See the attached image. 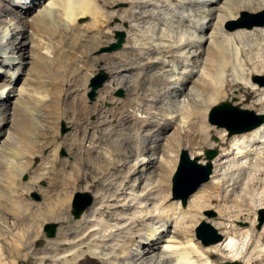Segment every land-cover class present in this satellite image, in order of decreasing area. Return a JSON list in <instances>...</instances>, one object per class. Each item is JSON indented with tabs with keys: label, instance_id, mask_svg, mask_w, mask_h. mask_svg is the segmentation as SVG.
<instances>
[{
	"label": "bare ground",
	"instance_id": "6f19581e",
	"mask_svg": "<svg viewBox=\"0 0 264 264\" xmlns=\"http://www.w3.org/2000/svg\"><path fill=\"white\" fill-rule=\"evenodd\" d=\"M97 1L0 0V264H17L23 256L34 255L43 264H209L207 254L224 251L227 261L242 259L234 237L212 245L210 252L190 250L192 240L182 243L178 231H171L178 212L157 203L167 201L169 175L178 160L173 153L183 146L209 145V135L220 133L206 123L209 105L232 97L236 89L244 95L239 104L252 103L264 113V85L261 79L251 81L264 75V25L225 29L242 11H263L264 0H106V25ZM126 1L131 10H114ZM91 16L93 27L87 30L96 34L83 45L79 21ZM115 17L137 24L128 46L112 55L90 56L109 37L104 30ZM28 27L33 29L31 52ZM42 32L57 43L51 46ZM17 36L15 46L6 51L5 44ZM206 46L214 47L213 57ZM49 47L54 52L47 63ZM32 62L34 74L41 73L36 89L28 74ZM118 62L136 69L134 81L126 86L136 89L138 101L103 118L77 89L84 88L89 70L101 63L122 75L125 70ZM164 102L171 104H163L168 109L161 107ZM174 102L178 109L172 108ZM63 120L73 126L66 138L58 133ZM248 132L223 139L225 154L215 163L222 179L210 188L225 189L230 182L226 172L239 169L231 180L233 189L244 187L251 198L249 212L254 213L264 209V190L256 193L258 185L264 187V124ZM63 148L71 159L59 157ZM233 156L237 163H232ZM155 169L161 171L157 185L151 175ZM44 176L51 177V186L43 203H33L28 195ZM145 179L149 186L139 194ZM84 182L86 189L97 188L98 201L90 216L73 221V196ZM252 195L260 196L259 202ZM104 209L110 214L102 216ZM57 220L64 231L42 251H33L32 241L40 237L44 223ZM220 225L239 230L227 222ZM238 232L249 240V231ZM261 232L264 237V227ZM259 254L258 263L264 264V248Z\"/></svg>",
	"mask_w": 264,
	"mask_h": 264
},
{
	"label": "rangeland",
	"instance_id": "374dc122",
	"mask_svg": "<svg viewBox=\"0 0 264 264\" xmlns=\"http://www.w3.org/2000/svg\"><path fill=\"white\" fill-rule=\"evenodd\" d=\"M105 1L106 0H98L97 1V4L99 5L100 9L104 8ZM130 5H131L130 1H126V2L120 3L118 5H115L114 10L123 11V10H128L129 8L131 10ZM101 11H102V15H103L102 18L100 17L101 22L106 25L107 19H105V16H104L105 14H107L106 9L105 8L101 9ZM100 18H99V20H100ZM31 19L32 18H30V20ZM93 20L94 19L91 16V17H88L86 19H82L79 21V24L83 27L82 28L81 26H79V33L81 32V34L83 36L82 42H81L82 44L84 42L83 45H85L87 42H89L90 37H92L96 34L95 29H94V32H90L87 30L88 26H89V28L93 27V24H92ZM7 23H9V20L3 25V28L8 27ZM133 24L137 26L136 22H132L131 19H128L125 23H122V21L119 17L113 18L112 21L108 24V26L104 30L109 37L108 38L106 37L104 39V41H105L104 43L99 44L98 46H94V48L89 53L90 56L100 57V56H104V55H112L114 53H119V52L123 51L128 46V41H129L130 35H133V33L131 31ZM260 24H264V10L260 11V12L242 11L241 13L238 14V16H236L235 20H232V21L227 22L225 24V29L230 30V31H234L236 29L250 30V29H253V28H250V26L259 25L258 27H261ZM146 26H147L146 23H144V25L143 24L141 25L142 29H145ZM118 27H120V28L118 29ZM32 32H33L32 27L31 28L28 27L26 40L28 43L27 48L30 52L32 51V45H33L32 44L33 43L32 38H31ZM118 33H124L125 34V42L122 45V48L119 50L113 51V52H104V50L106 48L110 47L113 43L118 42V38H117ZM42 34L44 35L43 32H42ZM44 36L47 37L46 40L49 44H51V46L56 44L58 41V40H53V41L51 40L50 41L48 38L49 37L48 35L47 36L44 35ZM17 38H19V36L15 37L11 43H8L7 45L5 44V50L6 51L11 50V48H13L15 46V44L17 43V40H18ZM8 39L9 38H7V40ZM207 48H208V46H206V50L209 51L207 53H209V55L212 54L214 56V53H215V50L213 49L214 47L210 46L209 47L210 50ZM211 49H213V50H211ZM53 52H54L53 49L51 47H49V52H47L48 56H44V59L47 61V63H49L48 61L50 60L51 56H53ZM212 55L210 57H213ZM210 57H208V59ZM81 61L83 62V59H81ZM82 62L79 63L80 67L83 66ZM34 63L35 62H32L29 66L30 68L28 67V74L34 78L33 82L30 84V86L32 85L31 87L33 89H36V87L38 85H40V82H39L40 80L37 78L39 76H41L40 75L41 73L39 74L38 72H36L34 74V72L37 71L36 67H34V66H36ZM118 63H117V65L119 67H122L123 70H125V72L122 75L117 74V73H113V72L107 70L105 68V64L101 63V64H99V65H97L94 68H91L89 70L90 76L88 77V81H87L86 85L84 86V88H80V90L77 89L78 91H80L79 93H81L85 97L89 106H91L92 108H96L97 112H95V113H100V115L103 118H108V119L112 118L114 116V114L123 110V108L125 106H127V104L136 103L138 101V95L135 91L136 89L135 88H128L126 86L127 81H134V79H135L134 77L137 73L136 69H131L126 64L124 66L121 62H118ZM0 65H2V63ZM43 66L44 65H42V67H40L39 70L41 68H42L41 70H43L45 68ZM30 70H31V72H30ZM32 74H33V76H32ZM217 74H218V71H217ZM43 75L45 77L48 76L47 74H43ZM102 75H106L107 79H106L105 83L103 84V86L99 90L96 91V96L94 98H91V93L93 90V88H92L93 80L99 76H102ZM125 75H126V78H123V80H122V77H124ZM127 75H128V77H127ZM258 79H261V81H262L261 83H262V85H264V75H260V76L255 75L254 77L251 78V81L256 82ZM123 81H125V82H123ZM119 84L120 85L122 84V85L120 86ZM118 86H120V87H118ZM120 92H122L123 94L120 95ZM232 95L234 97H237V98L233 99ZM231 96L232 97L220 99L217 101V103H214V104L209 105L207 107L206 123L208 125H210L213 129H216L217 131L220 132L219 134L214 132V133L209 135V145H205V146L204 145L203 146L202 145L183 146L180 150H177V152L175 154L173 153V155H175L178 158V160L175 163V165L173 164L174 166H173L172 173L169 175V193H168L167 201H165V203H164L163 198H161V201H160L161 205H160V202H158L157 204H158V206H160L162 208L171 207V209L175 213L178 212L177 215L175 216L178 218H175L174 223L171 226V231H173V232L178 231L177 238L180 241H182V243H186L188 240L191 239L192 242L189 244L190 250H193L194 248L198 249V250L207 249L210 252V249L212 246H210V247L203 246L201 241L198 240L196 237V230L203 223H206L209 226L206 228V230L209 234L210 239L214 236V233L217 232V233L223 235V237H224L223 241L226 238H232V237L236 238V241L239 242V244H238L239 246H237V247L238 248L240 247V249L241 248L244 249V250L241 249L242 251L240 249H238L239 252L241 253V256H242V259H240L238 261H227V260H225V257L228 256V252H226V251L222 252L220 255H218V254H212V255L207 254L206 257H208L209 264H247V263L259 264L258 263V259L260 257L259 253H260L261 249L264 248V237H262L260 234V233H262L261 231L264 227V209L259 208L254 213H250L249 212V205L251 203L250 195L245 193L244 187H242V186L234 191L231 180H233V178H236L239 176L238 175V174H240L239 169H237L238 170L237 171L236 168H231L230 170H228L226 172V174H225L226 176H224V177L225 178L227 177L228 180L226 179V181L228 182L230 180V182H229V184H227L225 186L226 188L224 187L225 189H221L220 187L210 188V185L212 182H218V181H220V179H222V173L223 172L220 171V168L218 170H216L217 168H216L215 163L217 160H220L222 158L223 154H225V152L221 149V144L223 143V139L225 138V139L231 140L232 137H234V136L246 135V134L250 133V132H245V133H237V134L231 135L229 133V130L227 127H232L235 130H241L244 128H248V127L252 126L253 124H255L256 122H258L260 117L264 116V113H262L260 111V109H258V107L254 106L252 103H246L245 105L239 104V102L241 101V98L242 99L244 98L243 93H240L238 90L233 89L231 91ZM167 103H168V101H167ZM167 103L166 102L162 103L161 107H164L165 104H166L165 106L170 107L171 104L168 105ZM224 104H230L234 108H237L240 110H245L249 113H247V114H235L234 112L218 111L213 115V118H212L213 122H211L210 118H211V115L213 114L214 110L216 108L221 107ZM172 106H173L172 108L178 109V106L175 102L172 104ZM167 107H164V108L166 109ZM158 113H161V112H158ZM138 114L140 116L148 117L147 116L148 114H146L145 112H144V114H143V112H140V113L137 112V115ZM173 131H174V129H172L170 131V133H173ZM72 132H73V126L69 121L63 120L60 122V124L58 126V133L62 138H64V137L66 138L67 136L71 135ZM183 150L188 151V153L190 154V156L193 159H198L199 165L204 168V169L201 168V170H200L201 175L199 177H202L204 175L205 170H206L205 168H207L209 163H211L212 167H213V172H212V175L210 176L209 181L204 183L201 186V188L194 195L191 196V198L189 199L186 206L183 205V202L181 199H175L174 198L173 190H172V179H173V176L176 172V169H177V166L179 163V158H180L181 152ZM209 151H215L216 152V157L211 161H209L207 158V154ZM59 157L62 159H71L70 153H69L67 148H63L59 152ZM160 157H161V159L163 158L162 153H160ZM234 157L235 156L230 158L233 164L237 163V159H235ZM253 161H255V160H253ZM152 171H153V173L151 175L153 177V181L155 180L156 181L155 185H157L159 180H160L161 171L158 169H155V171L154 170H152ZM29 179H30V175L25 177L24 181L28 182ZM51 183H52L51 177H49V176L41 177L36 182V184L33 185V189L30 191V193L28 195L29 199L33 203H36V204L43 203V201L45 199V192L49 189V187L51 186L50 185ZM149 183L150 182L145 179L143 181L141 187L139 188L138 193L141 194L144 191V187H147L145 185L149 186ZM96 185H98V184H96ZM229 185H230V187H229ZM85 186H86V182H84V184L80 187V189H78L75 192V194L73 196V203H72V207H71V211H70V217L73 221H80L85 215L90 216L95 209V205L97 204V201H98V196L96 195L97 188L93 187L91 189H86ZM257 187L258 188H257L256 193L257 192L260 193L264 190L263 189L264 187L262 188L260 185H258ZM129 191H131V190H129ZM155 192L157 194V190ZM185 192H186V190L184 192L182 191V193H185ZM228 192L231 194L229 197H228V195H226V194H228ZM78 193H81V194L87 193V194L93 196V199H94L93 205L90 206L83 213V216L79 219L75 218V216L73 215V205H74L75 197ZM36 195L40 197L39 200L37 199ZM255 195H254V197L252 195L253 201L259 202L260 196H258V195L255 196ZM226 196H227V198H226ZM200 197H201V199H200ZM195 199L197 200V202L195 201ZM82 200H85V199L82 198ZM191 201L193 204L191 203ZM198 201H199V203H198ZM200 202H201V204H200ZM155 206H156V204L153 203L149 209L152 210V209H154ZM107 213L110 214L109 209H104L101 212V215L106 216V215H108ZM247 213L248 214L250 213V214L248 215ZM240 214L242 216L239 219L238 215H240ZM223 222H227V223H229V226L232 225L233 229L238 228L239 230H228V229H226L220 225ZM49 224H56L57 226H59V228H57L56 237H58L64 231L63 230L64 225H63L62 221L57 220V221H48V222L44 223V225L41 228L40 237L37 239L35 238L32 241L31 249L33 251H38V250L42 251V249L45 247L47 241L54 240L56 238V237L50 238L47 236V233L45 232V227ZM159 226L160 225H158L157 227H159ZM238 231H243V233L245 231L246 232L249 231V234L251 235V236L249 235L250 236L248 238L249 240H246V238L244 239V236H240ZM146 232H147V229H146ZM252 232H254V234H252ZM236 234H238L240 237L238 235L236 236ZM252 235H254L255 237H252ZM257 238H260V239H257ZM223 241H221L220 243H222ZM243 252H244V255H243ZM229 256H231V254H229ZM38 257L36 258V256L34 255V257L32 259H27L25 256H23L22 259L18 260L17 264H43V261L39 260L40 257L39 258ZM244 257H246V258H244ZM251 257L254 260H252ZM248 260L252 261V262H249Z\"/></svg>",
	"mask_w": 264,
	"mask_h": 264
},
{
	"label": "water",
	"instance_id": "95a60500",
	"mask_svg": "<svg viewBox=\"0 0 264 264\" xmlns=\"http://www.w3.org/2000/svg\"><path fill=\"white\" fill-rule=\"evenodd\" d=\"M263 26L264 24H260ZM259 26V25H257ZM242 27V26H241ZM254 26H250L252 28ZM234 29V28H233ZM118 42L113 43L110 47L106 48L104 52H113L116 50H119L122 48V45L125 42V34L124 33H118L117 34ZM107 79L106 75L99 76L93 80L92 84V93H91V98H94L96 96V91L99 90L103 84L105 83ZM123 93L120 92V95ZM218 111H223V112H234L235 114H247L249 112L245 110H240L237 108L232 107L230 104H224L219 108H216L211 115V122L213 115L218 112ZM264 124V116L259 118V121L253 124L252 126L248 128H244L241 130H235L232 127H227L229 130V133L231 135L236 134V133H244L251 131L259 126ZM216 157V152L215 151H209L207 154V158L209 161L213 160ZM204 169L201 167L198 163V159H193L188 151L183 150L181 152L180 158H179V163L176 169V172L173 176L172 179V190H173V196L175 199H181L183 202V205L186 206L189 199L193 194H195L201 186L208 182L210 179V176L212 175L213 172V167L212 164L209 163L207 168H205V173L202 177H199L201 175L200 170ZM185 193H182V191ZM37 196V195H36ZM84 198L85 200H82ZM37 199L39 200L40 197L37 196ZM93 196L89 194H77L76 196V201L73 207V215L75 218H79L83 215V213L93 204ZM209 227L206 223H203L200 225L197 230H196V237L198 240L201 241L203 246L209 247L212 245H215L223 240V235L219 234L217 232L214 233V236L210 239L209 234L206 230V228ZM47 236L50 238L55 237L57 233V225L56 224H49L45 228Z\"/></svg>",
	"mask_w": 264,
	"mask_h": 264
}]
</instances>
